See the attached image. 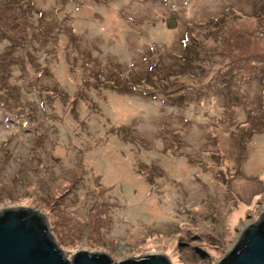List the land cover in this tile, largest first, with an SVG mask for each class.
I'll return each instance as SVG.
<instances>
[{
    "label": "rangeland",
    "instance_id": "rangeland-1",
    "mask_svg": "<svg viewBox=\"0 0 264 264\" xmlns=\"http://www.w3.org/2000/svg\"><path fill=\"white\" fill-rule=\"evenodd\" d=\"M6 207L68 258L215 264L264 211V0H0Z\"/></svg>",
    "mask_w": 264,
    "mask_h": 264
},
{
    "label": "water",
    "instance_id": "water-1",
    "mask_svg": "<svg viewBox=\"0 0 264 264\" xmlns=\"http://www.w3.org/2000/svg\"><path fill=\"white\" fill-rule=\"evenodd\" d=\"M167 28L176 19L166 20ZM0 264H171L163 254H145L113 262L103 251L76 250L70 258L53 238L47 218L24 207L0 210ZM215 264H264V211L245 226L233 246Z\"/></svg>",
    "mask_w": 264,
    "mask_h": 264
},
{
    "label": "trees",
    "instance_id": "trees-1",
    "mask_svg": "<svg viewBox=\"0 0 264 264\" xmlns=\"http://www.w3.org/2000/svg\"><path fill=\"white\" fill-rule=\"evenodd\" d=\"M185 61V60H184Z\"/></svg>",
    "mask_w": 264,
    "mask_h": 264
}]
</instances>
